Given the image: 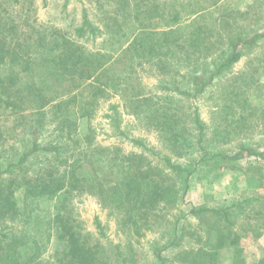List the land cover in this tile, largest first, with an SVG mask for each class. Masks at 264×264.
<instances>
[{
    "label": "trees",
    "instance_id": "1",
    "mask_svg": "<svg viewBox=\"0 0 264 264\" xmlns=\"http://www.w3.org/2000/svg\"><path fill=\"white\" fill-rule=\"evenodd\" d=\"M90 2L96 17L84 8L71 34L44 29L23 34L19 24L35 11L36 0H0V147L8 145L0 154V264L93 263L100 246L84 243L76 227L77 204L84 197L115 209L121 227L135 235L165 222L169 204L183 201L201 162L264 161V148L250 144L232 152L208 150L198 108L190 120L193 131L183 112H168L169 98L195 101L246 49L264 42V22L246 30L250 5L240 10L235 0ZM143 61L161 75L156 91L137 75ZM108 95L117 96L125 114L158 132L177 155L189 147L199 158L184 165L160 156L121 128L118 104L108 106L106 117L131 150L120 143H93L79 130V120L92 119ZM257 177L261 182L262 175ZM263 199V193L250 191L217 207L193 206L189 212L208 226L186 264H218V251L229 248L230 264H245L240 241L256 238L255 231L264 227L257 217L264 216ZM250 213L254 222H239L242 216L252 218ZM182 218L178 214L155 241L156 264H166L162 249L177 245L181 236L174 234ZM95 223L103 236L97 217ZM48 248L54 256L45 255ZM120 259V264L132 262ZM258 264H264V254Z\"/></svg>",
    "mask_w": 264,
    "mask_h": 264
},
{
    "label": "rangeland",
    "instance_id": "2",
    "mask_svg": "<svg viewBox=\"0 0 264 264\" xmlns=\"http://www.w3.org/2000/svg\"><path fill=\"white\" fill-rule=\"evenodd\" d=\"M44 3L42 0H36L35 11L19 24L23 34H31L35 29H44L55 34H71L74 26L81 21L84 8L89 10L93 18L97 13L90 0H44ZM234 5L240 10H247L250 5L247 20L244 22L246 30L258 28L264 22V0H235ZM142 63L144 65L138 67L141 70L137 75L148 89L156 91L154 86L161 75L153 63ZM182 72L185 71L179 70V74ZM108 97V101L102 104L92 119L83 117L79 120V130L92 138L93 143L105 146L120 143L125 150H131V144L117 137L111 121L106 117V112L111 113L108 106L118 104L116 109L121 115V128L127 130L130 135L143 139L147 146L159 152L160 156L168 155L172 160L184 165L194 163L199 158L197 149L189 147L181 155H177V150L167 147L168 144L163 143L158 132L148 131L139 125L135 117L125 114V108L121 106L117 96ZM169 99L172 108H169L168 112H183L186 128L192 131L190 120L194 109L198 108L197 113L205 124L206 143L211 152H232L243 143L264 148V42L255 48L246 49L230 71L218 77L209 92L200 98L193 101L186 96L176 95ZM176 104L177 107L173 108ZM6 148V144L1 146L0 154L7 151ZM259 174L263 177L261 182L257 177ZM170 177L172 183L175 176L172 174ZM188 184L190 186L183 201L169 204L165 222L161 220V224L155 225L153 229H145L135 235L130 234L131 230L121 227V220L115 209L102 208L95 197H84L77 204L76 217L79 222L76 227L83 235L81 240L84 243L100 246L98 252H95L96 260L90 264H120V257H130V264H156L155 241L160 237V233L169 227L172 228L173 220L178 214L184 218L178 221L174 235L181 236V239L176 241L177 245L162 249L161 253L166 258V264H186L194 255V249L200 246L198 236L200 238V235H203V239L204 230L208 226L195 219L189 212L191 208L217 207L242 196L243 192L264 194V161L243 160L232 163L215 157L198 164ZM261 205L264 212V199ZM250 215L252 218L246 219L242 216L239 222H254L256 218L252 213ZM96 217L103 227V236H100L96 226ZM257 217L261 220V223H258L264 225V216ZM263 228L255 231V234H258L256 238L254 236L251 239L252 235H248L249 237L241 239L245 264H258V257L264 254V240L260 238ZM158 245L159 248L163 246L161 243ZM218 252V264L231 263L232 248ZM52 253L50 248L45 251L47 257L54 256ZM59 253L60 249L57 254ZM117 253L120 256H116Z\"/></svg>",
    "mask_w": 264,
    "mask_h": 264
},
{
    "label": "crops",
    "instance_id": "3",
    "mask_svg": "<svg viewBox=\"0 0 264 264\" xmlns=\"http://www.w3.org/2000/svg\"><path fill=\"white\" fill-rule=\"evenodd\" d=\"M262 240H264V228L262 230V236L260 237Z\"/></svg>",
    "mask_w": 264,
    "mask_h": 264
}]
</instances>
